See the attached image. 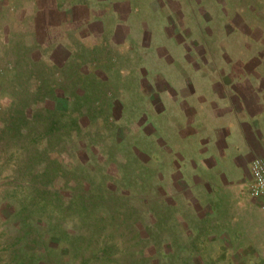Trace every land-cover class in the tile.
<instances>
[{"label": "rangeland", "instance_id": "rangeland-1", "mask_svg": "<svg viewBox=\"0 0 264 264\" xmlns=\"http://www.w3.org/2000/svg\"><path fill=\"white\" fill-rule=\"evenodd\" d=\"M263 155L264 0H0V264H264Z\"/></svg>", "mask_w": 264, "mask_h": 264}, {"label": "built area", "instance_id": "built-area-1", "mask_svg": "<svg viewBox=\"0 0 264 264\" xmlns=\"http://www.w3.org/2000/svg\"><path fill=\"white\" fill-rule=\"evenodd\" d=\"M249 171L250 178L245 183L246 192L256 199L264 210V155L251 160Z\"/></svg>", "mask_w": 264, "mask_h": 264}, {"label": "crops", "instance_id": "crops-1", "mask_svg": "<svg viewBox=\"0 0 264 264\" xmlns=\"http://www.w3.org/2000/svg\"><path fill=\"white\" fill-rule=\"evenodd\" d=\"M238 161L241 162V158L238 156ZM250 162L251 160L247 163V165L245 166V170L244 171H240L242 173V178H244V183H246V181L250 178V171H249V167H250ZM234 167H231V169H233ZM253 201L255 203H257L259 206H260V203L256 200V199H253ZM255 205V204H254ZM254 205L249 207V210H246L245 207H242V206H235L234 207V210L236 212L239 213V216H238V223L240 222L241 219L245 218L246 221H248L250 219V212L253 211L254 209ZM261 207V206H260ZM256 208V207H255ZM225 209V208H224ZM244 221V219H243Z\"/></svg>", "mask_w": 264, "mask_h": 264}]
</instances>
